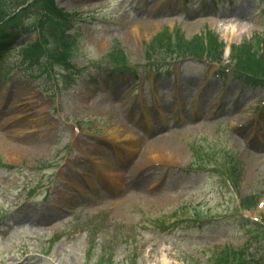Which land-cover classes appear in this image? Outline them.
Wrapping results in <instances>:
<instances>
[{
	"label": "rangeland",
	"instance_id": "374dc122",
	"mask_svg": "<svg viewBox=\"0 0 264 264\" xmlns=\"http://www.w3.org/2000/svg\"><path fill=\"white\" fill-rule=\"evenodd\" d=\"M51 2L18 0L0 22L26 31L0 58V264H221L224 249L259 252L264 89L236 75L230 52L260 50L264 3ZM136 24L147 32L134 40ZM177 33L198 47L219 36L222 59L162 64L161 38ZM122 125L138 142L110 137ZM149 142L177 146L178 159L152 161Z\"/></svg>",
	"mask_w": 264,
	"mask_h": 264
},
{
	"label": "trees",
	"instance_id": "16d2710c",
	"mask_svg": "<svg viewBox=\"0 0 264 264\" xmlns=\"http://www.w3.org/2000/svg\"><path fill=\"white\" fill-rule=\"evenodd\" d=\"M37 2L41 3V5L46 2L50 9L52 7L51 0H35V4ZM19 5L22 4H19L18 0H0V22H2L9 14L11 15L15 13L16 9L19 8ZM11 10L13 13H9ZM1 24L2 23H0V56L4 50L14 46L21 34L20 28L17 26V24L11 25L10 22H7L5 25ZM165 39L168 42L167 44L165 42L160 43L158 41H154L155 44L159 43L158 46H161V44L165 43V48H163V51H159L157 53L160 54L157 56L161 57L162 59H166V52H169L171 55L174 52L179 53L181 50V56H185L187 54L202 56L206 53L210 59L214 61H220L222 58L224 46L220 42L219 36L213 33L210 34L208 38V44L201 41V47H198L197 44L194 43L195 39L187 40L178 34L176 43L178 51H164L167 48L169 49L173 47L171 37H169V35L168 38L162 36L161 40L164 41ZM26 47H34L33 51L36 48L31 44H28ZM148 48L149 50L147 51V56L149 59H151L152 55L155 54L156 51L153 50L152 46ZM231 50V58L234 60L235 68L237 70L236 74H238L240 78L244 79L246 84H249L253 87H264V38L262 41V47L259 51H255L252 43L250 42L233 45ZM255 202L256 200L243 201V205L247 207L253 205ZM263 230L264 229L256 231V233H259ZM260 241L264 243V239L262 237H260ZM260 241H258V243ZM253 249L254 245H252V243H249V245H245L234 252L224 249L221 251V253H219L220 258L217 263H229L230 261L234 260L232 264H264V245L263 247L259 245V252L253 251Z\"/></svg>",
	"mask_w": 264,
	"mask_h": 264
},
{
	"label": "bare ground",
	"instance_id": "6f19581e",
	"mask_svg": "<svg viewBox=\"0 0 264 264\" xmlns=\"http://www.w3.org/2000/svg\"><path fill=\"white\" fill-rule=\"evenodd\" d=\"M239 13H241L243 16H245L247 12H245V9L242 7V9L240 10ZM157 26L158 25L156 24V27ZM130 31H131V34H132L134 40L140 39L142 37V33L146 34V32H147V30H144V29H142V31H141L140 24L139 25L138 24L133 25V27ZM118 129L122 133L112 134V136H110L112 139L113 138L118 139L121 136H123L126 139L130 138V139H133V141L137 140V142H138L139 138L135 134L134 130L132 128H130L129 126H127V125H122V127L118 126ZM147 144L148 145H146V150H145L146 157L151 159L154 162H160V163L166 162L169 164H174L172 162H174L178 159L179 148L177 146L171 144V143H167V145H165V144L156 145L155 143L149 142ZM164 160H168V161H164ZM112 174H113V172H112ZM112 176H115V178H112ZM112 176H110V177H111V181H112L113 185L109 184V187L113 189V192H115V194L116 193L122 194L124 192L122 186H124L123 182L125 180L121 179L122 176H121V173L119 174V172H117L116 174H113ZM110 177L108 176V178H110ZM144 179H149V178H141L140 180L143 181ZM142 181L139 183V185H143ZM151 184H152V182L147 184L150 190H153L157 187V185L150 186ZM52 214L53 213L50 212V217H53ZM33 223L35 224L37 222L35 220H33L32 225H33ZM1 225L4 226L5 224L1 223Z\"/></svg>",
	"mask_w": 264,
	"mask_h": 264
}]
</instances>
